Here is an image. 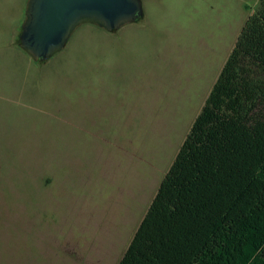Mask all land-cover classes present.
Listing matches in <instances>:
<instances>
[{
    "label": "rangeland",
    "instance_id": "obj_1",
    "mask_svg": "<svg viewBox=\"0 0 264 264\" xmlns=\"http://www.w3.org/2000/svg\"><path fill=\"white\" fill-rule=\"evenodd\" d=\"M260 1L141 0L39 64L0 0V264L120 263Z\"/></svg>",
    "mask_w": 264,
    "mask_h": 264
},
{
    "label": "trees",
    "instance_id": "obj_2",
    "mask_svg": "<svg viewBox=\"0 0 264 264\" xmlns=\"http://www.w3.org/2000/svg\"><path fill=\"white\" fill-rule=\"evenodd\" d=\"M119 264H264V0Z\"/></svg>",
    "mask_w": 264,
    "mask_h": 264
},
{
    "label": "water",
    "instance_id": "obj_3",
    "mask_svg": "<svg viewBox=\"0 0 264 264\" xmlns=\"http://www.w3.org/2000/svg\"><path fill=\"white\" fill-rule=\"evenodd\" d=\"M143 15L141 0H28L20 47L35 63L44 62L84 24L113 32Z\"/></svg>",
    "mask_w": 264,
    "mask_h": 264
},
{
    "label": "flooded vegetation",
    "instance_id": "obj_4",
    "mask_svg": "<svg viewBox=\"0 0 264 264\" xmlns=\"http://www.w3.org/2000/svg\"><path fill=\"white\" fill-rule=\"evenodd\" d=\"M122 29V28H121ZM120 30V29H119ZM116 31H118V30H116ZM113 32H115V31H113Z\"/></svg>",
    "mask_w": 264,
    "mask_h": 264
}]
</instances>
